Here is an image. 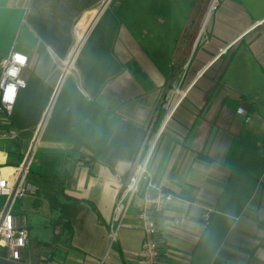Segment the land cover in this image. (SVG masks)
<instances>
[{
	"label": "crops",
	"instance_id": "crops-1",
	"mask_svg": "<svg viewBox=\"0 0 264 264\" xmlns=\"http://www.w3.org/2000/svg\"><path fill=\"white\" fill-rule=\"evenodd\" d=\"M181 1L0 0V73L28 56L0 109V170L13 180L29 150L38 185L13 208L21 257L0 244V264H141L155 185L172 194L152 212L163 264H264V0H217L201 30Z\"/></svg>",
	"mask_w": 264,
	"mask_h": 264
},
{
	"label": "built area",
	"instance_id": "built-area-1",
	"mask_svg": "<svg viewBox=\"0 0 264 264\" xmlns=\"http://www.w3.org/2000/svg\"><path fill=\"white\" fill-rule=\"evenodd\" d=\"M17 55L24 58L23 63L16 60ZM27 61L28 56L25 53L15 50H12L2 59L0 109L10 112L17 100L19 88L27 85L26 80L21 76V70L26 66ZM12 70H15V75H11ZM10 90L11 99H7ZM237 111L241 113L244 108L239 106ZM30 158L31 154L28 150L24 153L13 180L8 179L0 170V194L6 197L5 204L0 212V244L8 247L11 257L14 259L21 257L29 234L26 215L15 214L14 205L19 198L29 193L34 194L38 190V185L27 180L25 176L30 167ZM147 161L148 157H145L137 162L125 192L115 206V218L118 223H121L129 208L132 196L139 190L141 181L148 177ZM171 198L172 194L161 186L155 185L153 190L145 191L143 202L138 210V217L144 230V239L140 249L141 264H163L161 250L156 238L158 227L152 212L163 210ZM115 235L116 231L114 230L111 232V236L115 237Z\"/></svg>",
	"mask_w": 264,
	"mask_h": 264
},
{
	"label": "rangeland",
	"instance_id": "rangeland-1",
	"mask_svg": "<svg viewBox=\"0 0 264 264\" xmlns=\"http://www.w3.org/2000/svg\"><path fill=\"white\" fill-rule=\"evenodd\" d=\"M215 0H182L181 4L177 6V11L184 16H188L190 20H197L199 18L198 29L201 30L205 24L206 18L209 14V8L213 9ZM217 2V0H216ZM215 5V4H214ZM16 107L12 111V117H16Z\"/></svg>",
	"mask_w": 264,
	"mask_h": 264
},
{
	"label": "clouds",
	"instance_id": "clouds-1",
	"mask_svg": "<svg viewBox=\"0 0 264 264\" xmlns=\"http://www.w3.org/2000/svg\"><path fill=\"white\" fill-rule=\"evenodd\" d=\"M16 60H17L18 62H20V63H23V62H24V58L21 57V56H19V55H17ZM15 74H16L15 70H12L11 75H15ZM6 98H7V99H11V90H10V94H9V96L6 97Z\"/></svg>",
	"mask_w": 264,
	"mask_h": 264
},
{
	"label": "water",
	"instance_id": "water-1",
	"mask_svg": "<svg viewBox=\"0 0 264 264\" xmlns=\"http://www.w3.org/2000/svg\"><path fill=\"white\" fill-rule=\"evenodd\" d=\"M228 264H237V263H235L233 260H229Z\"/></svg>",
	"mask_w": 264,
	"mask_h": 264
},
{
	"label": "bare ground",
	"instance_id": "bare-ground-1",
	"mask_svg": "<svg viewBox=\"0 0 264 264\" xmlns=\"http://www.w3.org/2000/svg\"><path fill=\"white\" fill-rule=\"evenodd\" d=\"M216 3V0L214 1V4ZM214 4H213V6H214ZM210 12V11H209Z\"/></svg>",
	"mask_w": 264,
	"mask_h": 264
}]
</instances>
